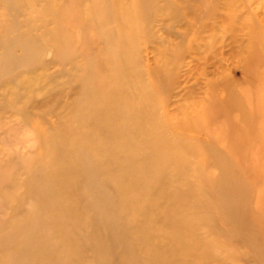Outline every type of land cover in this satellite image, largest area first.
<instances>
[{"label":"rangeland","instance_id":"obj_1","mask_svg":"<svg viewBox=\"0 0 264 264\" xmlns=\"http://www.w3.org/2000/svg\"><path fill=\"white\" fill-rule=\"evenodd\" d=\"M261 11L0 0V264H264ZM76 141L61 225L45 171Z\"/></svg>","mask_w":264,"mask_h":264},{"label":"bare ground","instance_id":"obj_2","mask_svg":"<svg viewBox=\"0 0 264 264\" xmlns=\"http://www.w3.org/2000/svg\"><path fill=\"white\" fill-rule=\"evenodd\" d=\"M248 1L251 2L252 4H260L262 1L264 2V0H248ZM261 13H264V11H261ZM91 67H92V65L90 66V64H89V67L86 68V71L88 70V72L89 71L91 72V70H92ZM104 104L108 105L107 103H104ZM103 110H104V107L96 106L94 108V111L98 114H99V112H101ZM147 110H148L147 104H145V108L143 106L141 113H140L142 115L141 117H143L144 114H147ZM145 116H144L145 118L148 117V115H145ZM113 118H115V116L111 115V116H108L107 119H109L111 121V119H113ZM140 118L130 119L128 124L129 125H136L137 122H140L139 121ZM149 118L150 117H148V120H149ZM87 124H89L91 128L97 129L98 132L104 137H109V136L114 137V134H112L111 129L105 130L104 128L99 127L98 124L96 122H94L93 120H88ZM76 142H77V144H70V145L69 144H63V146L57 145L56 143L52 144V149L55 153L54 159L56 160L57 164L60 166L61 171H53V170H46L45 171V174H46L45 179L47 181H46V184L44 186V189L46 191L45 193L47 194V199L48 200L52 199L53 196H56V195L59 197L58 203H56V204L50 203L49 208L51 210L57 211L60 214L59 217L63 221H58V223H60L61 225L63 222L71 221V219L73 218L71 215V212H69V209L71 210L72 208H74V203L63 202L64 198L68 197V194L71 192H69V189L64 190V189L60 188L59 184H60V182H66V183L71 184V186H70L71 188L73 187V179L70 176L75 173L76 169L74 167V164L81 162V159H80L78 154L86 152V151L88 152V147H87L85 142H80V141H76ZM163 145L166 146V142H163ZM101 164L104 166L106 165V170H105V172H106L109 169V165H110L109 162L103 163V161L97 157L94 160V165H96L97 169H99ZM36 175H42V171L40 170L38 172V174H36ZM235 176L238 177V173H235ZM69 207H71V208H69ZM57 219H58V217H57ZM121 238L123 239L124 235L121 234Z\"/></svg>","mask_w":264,"mask_h":264}]
</instances>
